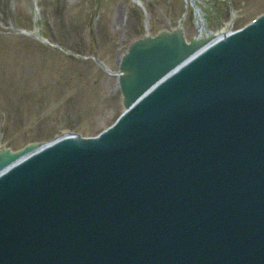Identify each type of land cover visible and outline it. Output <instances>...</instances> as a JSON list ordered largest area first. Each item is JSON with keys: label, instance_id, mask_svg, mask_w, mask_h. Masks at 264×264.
<instances>
[{"label": "water", "instance_id": "obj_1", "mask_svg": "<svg viewBox=\"0 0 264 264\" xmlns=\"http://www.w3.org/2000/svg\"><path fill=\"white\" fill-rule=\"evenodd\" d=\"M0 264H264V15L0 177Z\"/></svg>", "mask_w": 264, "mask_h": 264}, {"label": "rangeland", "instance_id": "obj_2", "mask_svg": "<svg viewBox=\"0 0 264 264\" xmlns=\"http://www.w3.org/2000/svg\"><path fill=\"white\" fill-rule=\"evenodd\" d=\"M144 1L145 5H148L145 8L147 7L150 18L152 17L151 22L154 28L170 23L169 26L177 25L185 10V0ZM195 1L207 20L205 23L208 22L207 24L213 31L224 30L225 27H228L227 23L232 24L233 28H237L264 10V0ZM231 2L234 7L239 9L236 18L231 15L229 5ZM135 6L136 3L133 0H0V30L8 29L2 24L9 25V22L15 26L37 27L40 37L47 38L50 43L59 42L71 50L75 59L83 60V56L87 57L97 53L109 66L111 65V68H115L116 56L121 48L120 38L125 34L126 38L130 37L134 33L130 26L131 19L133 21L138 15L144 20L143 11ZM128 12L130 21L125 24L123 16H126ZM196 22V13L193 10L188 12L187 18L184 19V28L187 30L188 36L195 33ZM13 35L19 36L20 34L13 33ZM2 36L4 35L0 34V39H3ZM7 38L10 41L6 39L5 43L2 45L0 43V49L5 50L4 52L0 51V108L2 112L6 110L8 116H3L8 119L10 124L7 123L9 129L5 130L3 144L13 147L20 146L22 139L29 133V129H24L19 136L12 137V130L17 129L15 126L16 113H13L16 110L14 105L16 94L20 90L26 92L27 95L31 91L36 94L44 87V83L50 82L52 79L62 78V84L74 80L80 82V85L76 87L75 91L67 90L64 87L57 89L56 85L58 84L53 88L47 87L48 90H45L43 97L33 100L32 108L26 105L27 110H19L22 118L27 119L26 124L29 117L32 119L31 124L27 127H32L34 124L37 136L45 138L49 134L51 135V132L56 131V125L61 124L59 120L74 118L75 113L79 111L84 112L79 117L86 118L85 123L88 124V128L94 126L96 131L106 128L113 121L115 114L120 111L117 101L107 104L108 107L102 103L103 100H108V97L104 95L107 90L109 92L107 84L109 83V87L114 89L113 79L103 74L99 81L97 67L90 65L91 69H89L88 64L83 66L79 62H68V56L50 50L52 48L50 44L44 45L33 36H26V39L30 41L24 40V42L18 43L14 36ZM109 61H112V64ZM34 89L37 90L34 91ZM56 92L59 96L56 95ZM77 94L78 96H76ZM110 94L112 93L110 92ZM27 95L25 97L29 98ZM60 96L64 98L63 102H60ZM73 97H76V101L82 99V102L75 106V101L69 108L60 107ZM11 114H14L15 117L12 118ZM54 120L56 122H53ZM43 121H46L51 127L50 130L43 128ZM1 122L6 123L0 114ZM3 127L0 125L1 129ZM14 132L19 133L20 131Z\"/></svg>", "mask_w": 264, "mask_h": 264}, {"label": "bare ground", "instance_id": "obj_3", "mask_svg": "<svg viewBox=\"0 0 264 264\" xmlns=\"http://www.w3.org/2000/svg\"><path fill=\"white\" fill-rule=\"evenodd\" d=\"M198 15H199V17H200V19H199V17H198V23H199V25L201 26V27H204L205 28V26H203L202 24H203V22H202V24L200 23V20L202 21L203 20V16L202 15H200L199 13H198ZM204 21V20H203ZM201 27H200V31H201ZM229 34V32H225V33H220L219 35H217V37L216 38H220V37H223V36H226V35H228ZM200 35H202V36H200V38L199 39H203L204 37H208V35H210V34H208L207 35V33H204V31H203V29H202V31L200 32ZM198 38V37H197ZM213 39H215V38H213Z\"/></svg>", "mask_w": 264, "mask_h": 264}]
</instances>
